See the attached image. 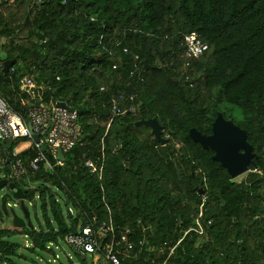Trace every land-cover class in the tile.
Here are the masks:
<instances>
[{"label":"trees","instance_id":"1","mask_svg":"<svg viewBox=\"0 0 264 264\" xmlns=\"http://www.w3.org/2000/svg\"><path fill=\"white\" fill-rule=\"evenodd\" d=\"M192 32L209 48L186 67L180 42ZM0 42V96L24 118L38 100L66 102L78 111L83 142L61 163L47 147L52 166L42 163L37 171L30 167L36 149L15 151L29 138L6 140L7 150L0 144V174L23 189L28 211L25 202L36 211L38 202L41 214L32 228L16 227L11 209L20 201L0 188V264L56 257L55 247L87 224L103 249L130 230L141 254L126 264L162 261L161 245L180 238L174 263L264 264V0H1ZM13 58L5 76L3 62ZM28 76L32 88L22 84ZM121 93L135 96L136 113L107 127L111 101ZM218 113L247 131L256 154L240 181L189 136L191 128L211 134ZM150 118L162 125L165 145L135 125ZM103 147L100 176L85 160ZM18 161L20 181L8 170ZM25 178L39 185L25 187ZM201 190L204 223L212 219L206 241L194 232L183 237ZM15 235L29 246L11 242Z\"/></svg>","mask_w":264,"mask_h":264},{"label":"built area","instance_id":"2","mask_svg":"<svg viewBox=\"0 0 264 264\" xmlns=\"http://www.w3.org/2000/svg\"><path fill=\"white\" fill-rule=\"evenodd\" d=\"M37 1L40 2L42 0ZM180 47L182 48V55L187 59L185 65L189 67L192 60L199 58L208 50L209 44L197 33L192 32L183 35ZM124 52H127V49H124ZM113 68L116 69L117 65H114ZM10 70L13 71V68ZM185 80L188 81L189 77H186ZM22 84L25 87L32 88L35 85L34 78L31 76L24 77L22 79ZM126 101L130 104L123 106V103ZM134 101L135 96L132 94L127 96L121 93L114 97L111 101V117L107 123V127L110 126L113 118L116 116H122L127 113L135 114L137 107ZM55 103L50 102L41 107L32 106L27 111V118H24L12 109L6 99L0 96V142L21 137L31 139L32 148L38 151L36 157L30 162V167L33 171L39 170L42 163L46 166H52L42 151L43 145L49 147L51 153L55 157L58 156L59 151L64 154L79 144L83 145V142H81L82 131L78 121V111L76 109L67 110L56 107ZM29 125L32 126L33 132L30 131ZM33 133L39 134L40 139L38 142L33 140ZM16 154L15 152L13 155L15 156ZM105 161L106 154L103 147L101 154L95 159L88 158L85 160V167H87L91 173L101 176L105 167ZM59 163H61V161H59ZM14 170L17 173L22 172L20 161L14 164ZM201 195L202 202L198 208L197 216L194 218V224L184 232L183 237L189 232H194L198 236L207 239V228L212 224V219H208L206 224L204 223L207 194L202 191ZM110 230L113 231V227H111ZM182 239L183 238H180L175 245H169L167 242H164L158 251L160 254L158 257H164V259L159 262L153 260L152 264H178L171 260L175 255L176 247L180 244ZM66 242L81 254L87 255L100 252L109 264H126L129 260H137L141 254L140 252L134 253L135 244L130 239L129 229L123 230L117 237L112 236L104 249L99 243L97 232L90 224L80 227L69 234L66 238ZM139 245L143 246L144 241H140ZM151 249L155 250L156 247L152 246Z\"/></svg>","mask_w":264,"mask_h":264},{"label":"water","instance_id":"3","mask_svg":"<svg viewBox=\"0 0 264 264\" xmlns=\"http://www.w3.org/2000/svg\"><path fill=\"white\" fill-rule=\"evenodd\" d=\"M16 59H6L3 62L2 72L5 76L9 74L10 69L14 66ZM131 87V86H130ZM56 107L75 110L70 107L64 101H57ZM32 106L41 107L44 106L42 100H38L33 104H28L25 110L28 111ZM136 126H144L151 130V134L161 144L167 143V138L163 136L162 125L159 123L157 118L140 119L135 123ZM30 131L33 132L32 126H28ZM190 138L197 143H200L204 149H211L214 154L212 159L219 162L229 173L232 179H236L240 175L249 172V166L256 158L253 146L247 141V131L234 124L231 120H226L222 113H218L212 124V133L209 135L202 134L195 128H191L189 131ZM32 138L35 142L40 139L39 134L33 133ZM1 145L7 150L8 146L4 141L0 142ZM47 147L43 145L42 151L45 152ZM63 153L58 152L57 160L63 161ZM180 176V171H178ZM9 186L13 192V196L20 200V207L23 211V217L19 216L15 209L12 208L11 212L13 215L14 225L18 228L28 226L33 227L30 212L24 205L25 195L23 189L18 186L15 182H10L7 178L0 177V188ZM202 191V190H201ZM200 191V193H201ZM69 200H67V205ZM69 215L71 216V210L69 209ZM84 259H87V255L83 254ZM184 264H188L186 261Z\"/></svg>","mask_w":264,"mask_h":264},{"label":"rangeland","instance_id":"4","mask_svg":"<svg viewBox=\"0 0 264 264\" xmlns=\"http://www.w3.org/2000/svg\"><path fill=\"white\" fill-rule=\"evenodd\" d=\"M2 42H0V62L2 58L5 56L1 48ZM30 146H32V140L27 139L26 141L19 143L18 146L15 148V151L18 153V152L28 149ZM0 165H2L1 161H0ZM8 170H11V175L9 176L10 178H16L19 181L22 179L21 175L14 170V166H8ZM247 173L248 172L240 175L239 177L236 178V180L240 181L244 179ZM0 176L3 178L4 175L0 174ZM24 183H25V187H30V188H35L39 185L38 182H31L30 180H28V178L24 179ZM4 192L11 193V190L8 188V186H5L3 187V190L1 191V193L3 194ZM25 204L29 208L31 220L35 223L36 215L41 217L39 203L37 202V206H38L37 211L33 209L32 206H30L27 202H25ZM14 209L19 216L21 217L24 216L23 211L18 201H16ZM202 238L206 241L205 237H202ZM9 240L11 242L19 243L22 246H29L30 244V241L27 238H25L23 235L11 236ZM54 251H55L56 257L52 255L41 254V257L38 258L39 260H37L39 261L38 264H63V263L69 264L70 262L69 259L74 264H109L108 261L104 258V256L100 252H96L94 254H87L86 263H83L79 260L78 255L76 254V251L72 247L67 245L65 242H62L58 247H55Z\"/></svg>","mask_w":264,"mask_h":264},{"label":"clouds","instance_id":"5","mask_svg":"<svg viewBox=\"0 0 264 264\" xmlns=\"http://www.w3.org/2000/svg\"><path fill=\"white\" fill-rule=\"evenodd\" d=\"M202 192V191H201ZM201 194V193H200Z\"/></svg>","mask_w":264,"mask_h":264}]
</instances>
